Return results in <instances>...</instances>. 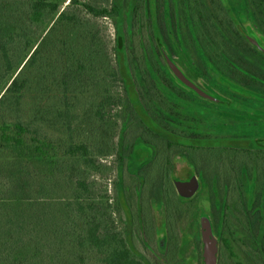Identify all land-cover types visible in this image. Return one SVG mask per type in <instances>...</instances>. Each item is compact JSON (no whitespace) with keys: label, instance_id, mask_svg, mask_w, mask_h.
Returning <instances> with one entry per match:
<instances>
[{"label":"trees","instance_id":"1","mask_svg":"<svg viewBox=\"0 0 264 264\" xmlns=\"http://www.w3.org/2000/svg\"><path fill=\"white\" fill-rule=\"evenodd\" d=\"M240 1L69 0L64 7L62 0H0V191L4 190L0 215L5 213L6 224L15 221L18 229L16 238L0 234V264H152L131 250L135 223L136 230L150 223L149 229L142 228L145 237L156 234L149 201H166L168 214V207L173 214L177 206L169 203L174 194L165 183L161 187L155 183L143 196V183L137 178L140 188L135 210L131 208L123 185L124 122L116 146L113 140L118 120L129 116L117 108L129 109L144 133L155 136L145 121L150 120L145 105L154 106L151 112L156 119L162 117L157 104L161 101L160 47L174 50L173 43L186 40L180 28L184 20L197 50L219 53L225 45L222 40L239 38ZM142 15L148 18L155 48L143 63L130 58L124 45L126 33L131 39L143 24ZM246 15L250 18V11ZM86 16L114 21V59L101 43V30ZM120 60L131 74L136 101L130 97ZM7 80L11 81L6 86ZM117 88L123 92L120 98L115 96ZM137 144L138 138L128 156H144ZM115 147L120 169L116 205L106 200L107 186L102 192L95 184V177L107 170L101 168L99 158L111 155ZM228 149L260 152L241 165L246 170L238 172L232 183L242 184L240 190H251L254 196L252 205L244 209L258 216L259 247L264 250V148L253 142L248 148L236 143ZM64 159L73 162L74 199L57 207L47 225L44 208L36 207L34 212L20 208L29 199L30 182L46 179L45 174L54 177L58 169L63 170ZM218 209L229 212L230 208ZM116 212L124 224L120 229ZM197 238L199 250L198 224Z\"/></svg>","mask_w":264,"mask_h":264},{"label":"flooded vegetation","instance_id":"2","mask_svg":"<svg viewBox=\"0 0 264 264\" xmlns=\"http://www.w3.org/2000/svg\"><path fill=\"white\" fill-rule=\"evenodd\" d=\"M239 13L236 25L239 38L222 40L225 45L217 50L219 53L197 50L193 40L186 42L183 38L178 44L172 42L174 50L164 46L196 90L178 82L161 51L158 75L161 101L157 104L162 117L154 121L150 118L155 136L140 137L153 148L141 172L147 177L150 163L158 162L152 189L155 183L158 187L165 183L163 173L169 167L177 180L188 181L196 176L200 189L195 197H180L174 185L173 192L181 203L198 206L199 194L206 191L203 202L209 207L219 241L218 264H264L258 216L244 209L252 205L254 196L240 190L244 188L242 184L232 183L237 180V173L245 169L241 165L250 163V156L260 152L228 149L235 148L236 143L248 148L264 138V0H241ZM221 207H229V212L218 209ZM171 232L169 226L165 232L156 233V242L159 239L165 244L164 249L158 245L157 250L168 253ZM143 243L146 250H153L145 236ZM131 250H136L135 245Z\"/></svg>","mask_w":264,"mask_h":264},{"label":"rangeland","instance_id":"3","mask_svg":"<svg viewBox=\"0 0 264 264\" xmlns=\"http://www.w3.org/2000/svg\"><path fill=\"white\" fill-rule=\"evenodd\" d=\"M62 1L64 7L67 6L69 3V0H62ZM80 1L82 2L94 1L103 4H111L112 0H80ZM86 17L88 20H91L90 22H92L93 26L101 30L100 33L101 43L105 46V49L108 50V54L112 57V59H114V46H115V38H116V27L114 21L106 18L93 19L90 16H86ZM141 19L143 20V24H139V26L135 30L134 36L131 39L126 33L124 45L126 47L127 54L129 55L130 58L132 59L138 58V60L143 63L145 58L148 59L150 58V56L152 57V53L155 51L154 50L155 48H154V42L151 40V27L149 26L148 18L142 15ZM180 28L187 42V39L189 38H188V33L186 31V24L184 20H181ZM42 29L43 28H40L39 30L42 31ZM120 65L123 71L124 80L126 81V85L129 89L130 97L132 100L136 101L137 100L136 95L134 91L131 90L130 88L131 74L129 71L127 72L126 66L122 60H120ZM133 73L135 74V72ZM10 81L11 80L9 81L7 80L5 85L7 86L10 83ZM117 91L118 94H116L115 96L116 98H120L123 92L120 91L119 89ZM165 102L169 103L168 100H166ZM147 105L148 104L145 105L147 110L146 111L147 116L150 117L152 121L156 120L155 116L151 112V107L154 106L152 105L147 106ZM135 106L138 107L136 104ZM163 107H167V106L164 105ZM117 110H122L126 112L125 114L126 116L127 115L129 116V118L121 117L118 120V124L113 130V137H114L113 140L116 146L124 122L127 128L123 137L125 144L123 185L125 187L126 198L128 199L127 201L130 203L131 208L135 210L137 191L139 188V182L137 178L143 181L144 187L142 186L141 188L142 189L141 194L144 196L145 192H147L146 195L148 196V192L152 190L151 180L153 177H155V175H157L156 171L154 170L157 167L156 165L158 162L150 163V165L148 166L150 171L148 172L147 177L142 175L143 174L141 172L143 171L141 169L142 165L148 163V158H149L148 153L152 152L153 148L147 142L140 140L141 139L140 137L146 134L144 133L145 128L143 130V126L142 128H140V126L136 122L137 121L136 116L132 115L129 109L125 111L124 106L117 108ZM145 121L148 127L151 130H153V124L151 123V121L148 118H145ZM137 138L139 140V144L136 145V148H139L141 152H145L146 154L144 156H141L138 153H136V155L128 156L130 148L132 147L131 144ZM251 147L254 148V146ZM217 149L219 150V148ZM114 150L115 151L108 157L99 158L100 160L99 164L101 168L105 167V169L107 170L106 173L101 172V174L95 177V184H97L96 187L97 189L102 188L101 189L102 192L104 190V187L107 186L108 197L106 198V200H108L111 204L116 205L118 203V198L116 194V184L118 182L120 169L118 162L119 155L116 152V147L114 148ZM72 164H73L72 160L64 159L61 161L63 170L58 169L57 174L54 175V177L45 174L44 176H47L46 179H43L42 181H39L37 183L36 182L33 183L31 181L30 189L28 190L30 195L29 196L26 195V198L29 199L28 201L24 202L23 206L20 209L28 210V212H34V209L36 207L44 208L45 209L44 212L47 211L46 213L47 215H45L43 220L46 221L45 224L50 225L52 221V219L50 218V214L56 212L57 207H64L66 204L68 203L72 204L73 202L74 198L71 196V193L75 188L73 186L75 185L74 181L76 178L72 179L73 175H72V171L70 170ZM171 170H172L171 167L166 169L163 173V177L164 179L167 178L165 181V185L173 192L174 190L172 185H174L173 183L177 179L174 178V173H172ZM3 191L4 190L0 192ZM173 194L174 197L172 201H169V203H171L172 205L177 206L173 214L171 213L170 207H168V210H170V213L168 214L166 201L165 203L162 201L154 203L152 200H150L148 203L152 217V224L153 226H156L154 227L156 233L160 234L162 232H165L167 228L170 226L172 232L170 235L169 247L167 250L168 253H166V250H157L159 239L156 242V234H152L151 235L152 237L151 236L145 237L149 246L151 247V249H153V250H146L145 244L143 243L145 234L142 228H138V230H136L137 223H135V233H134L135 248L141 255H143L146 259H148L152 264H166V263L167 264H202L201 244L199 250L196 244L198 243L197 224L199 225L200 213L205 212L208 214L209 212V207L203 202V199L206 196V191L202 190L201 193L199 194V197L201 198V202L200 205L196 206L197 208H195V206L181 203L182 200L180 201L177 199L175 192H173ZM106 200L104 199V201ZM165 212L166 215H164ZM114 216L117 221V227L119 229L124 227V224L120 220L119 214L116 212ZM3 217H7L5 213H3L2 216L0 215V220H2L0 221V226L3 227V230L0 232V234L4 233L5 234L3 235L4 238H7L9 234H12L13 237L15 236V238L18 237V229L15 224V221L12 224L10 223L6 224V220ZM145 218L149 219L148 217ZM146 222H148V220ZM11 225H13V227H10ZM149 228H150V223H146L145 229H149ZM66 248H67L66 250H68V247Z\"/></svg>","mask_w":264,"mask_h":264},{"label":"water","instance_id":"4","mask_svg":"<svg viewBox=\"0 0 264 264\" xmlns=\"http://www.w3.org/2000/svg\"><path fill=\"white\" fill-rule=\"evenodd\" d=\"M247 38L252 40V36L248 35ZM164 59L178 82L185 88L196 90L195 84L185 75V73L176 65V63L171 59L169 54L165 51L164 47H161ZM245 93L243 89H238ZM247 95H253L256 97H261L259 95H254L253 93L246 92ZM256 144L264 148V138L256 140ZM174 188L177 194L184 199H191L195 197L200 189V182L196 176H193L188 181H174ZM199 235L201 244V263L202 264H218L219 260V241L216 237L212 220L210 216L202 212L199 215ZM159 248L164 249L165 245L159 242Z\"/></svg>","mask_w":264,"mask_h":264}]
</instances>
